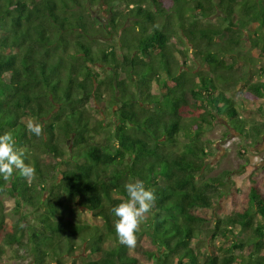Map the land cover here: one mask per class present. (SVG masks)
I'll list each match as a JSON object with an SVG mask.
<instances>
[{"label":"trees","instance_id":"obj_1","mask_svg":"<svg viewBox=\"0 0 264 264\" xmlns=\"http://www.w3.org/2000/svg\"><path fill=\"white\" fill-rule=\"evenodd\" d=\"M263 61L264 0H0V134L36 169L31 183L0 180L23 212L9 228L0 201V257L8 245L28 246L33 264H77L80 248L81 264H264V178L246 189L226 183L229 171L198 179L217 118L242 113L251 131L233 130L264 137ZM133 179L157 199L130 249L110 210ZM71 201L92 222L67 220Z\"/></svg>","mask_w":264,"mask_h":264},{"label":"rangeland","instance_id":"obj_2","mask_svg":"<svg viewBox=\"0 0 264 264\" xmlns=\"http://www.w3.org/2000/svg\"><path fill=\"white\" fill-rule=\"evenodd\" d=\"M104 9H106V7L103 8L101 7V11L97 10L95 16H99L100 14V17L102 15V17L105 18L104 16H106L107 14L105 12H102V10ZM100 17L99 20L102 21V18ZM106 19L107 18H105V20ZM128 31H131V28H129ZM138 33L139 31L137 33L135 32L134 34H131L130 37L127 39L128 43H132L133 45H135V43L139 39L137 37ZM2 34L3 33H1V35ZM122 39L125 38L123 37ZM125 42L127 41L125 40ZM261 65L263 66L264 69V61L259 65V67ZM257 77L263 78L264 72L260 71V73L257 74ZM103 107L101 104L100 105L96 104V106H94L93 108L95 109V111L101 112ZM247 108H249V110H252V108H254L253 103L249 102ZM245 118L247 117L242 113H241V119H238V117L236 118L229 117V126L224 120H222L221 118H217L216 120H214L213 122L214 126L212 128L206 127L207 131L203 140L206 142V147H207L206 151L212 155L213 159L212 162L210 163L211 164L210 169L207 170L205 174L199 175L198 176L199 180L215 178L221 175L223 172L229 171L231 175H230V179L226 181V183L231 185L234 182L237 185V187L246 189L250 185V181L253 177L258 178V181L264 178V137H262L260 143L258 144L252 142L249 143L244 141L242 139L243 137L241 138V136L238 135L239 133L237 134V132L234 131V130L240 131L239 126H243L244 124V126L248 125L247 130L245 132L246 133L249 132L252 126V124L249 123H253L254 119L252 118V120L249 121L248 123L249 119L247 120ZM256 123H257V119H256ZM257 125L260 124L257 123ZM251 136L254 138L258 137V133L256 132V129H253V135ZM221 190L226 191V189H219V191ZM0 201L3 206L2 213L7 227L10 228L11 226L15 225L16 223L20 222V220L23 219V212L19 213L16 212L15 210L16 200L13 197L5 193L2 194L0 193ZM65 218L67 220H72L77 223L92 222L90 215L87 212H85L83 208L79 207L76 201H71L68 203V208L65 210ZM100 224H102V222H100ZM142 225H144L143 229L146 230L147 225L145 223H143ZM214 226H215V221H212L204 224L201 230L202 231L209 230L211 228H214ZM140 232L143 234V232L145 231L141 229ZM239 232L240 230H235L234 236H237ZM201 234H202L201 240L203 242H206L208 240L207 236L203 233ZM145 240L147 241L148 238L145 237ZM232 240H234V237H231L229 242H231ZM195 241L197 240H194L193 242ZM215 246L216 247L221 246L219 241L215 242ZM3 247H4V253L0 257V264H33L34 258L28 246L5 245ZM81 251L82 248H80L78 250V253L75 255L77 264H81V260H80V255L82 254ZM251 251H252V247L247 246L242 250L239 248L233 249L232 253L236 255L243 254L244 256H248L251 253ZM72 259L73 258L65 256L64 260L66 264H73ZM49 264H56V262L49 261ZM147 264H153V262L150 261Z\"/></svg>","mask_w":264,"mask_h":264},{"label":"clouds","instance_id":"obj_3","mask_svg":"<svg viewBox=\"0 0 264 264\" xmlns=\"http://www.w3.org/2000/svg\"><path fill=\"white\" fill-rule=\"evenodd\" d=\"M26 129L38 138L44 134L43 123L35 119L27 121ZM17 172L29 183L36 175L35 167L26 162L24 149L17 146L13 133L9 131L0 134V180L5 187ZM124 190L127 199L113 206L110 211L116 218L114 230L119 243L131 249L136 247L138 233L152 212L157 197L140 179L129 180Z\"/></svg>","mask_w":264,"mask_h":264}]
</instances>
